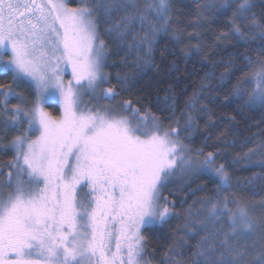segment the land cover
Segmentation results:
<instances>
[{
    "label": "snow or ice",
    "instance_id": "6c2138e0",
    "mask_svg": "<svg viewBox=\"0 0 264 264\" xmlns=\"http://www.w3.org/2000/svg\"><path fill=\"white\" fill-rule=\"evenodd\" d=\"M250 7L242 0L233 16L243 18ZM168 11V0H76L75 7L70 0H0V73H12L11 85L0 84V123L19 132L10 141L14 157L0 166V173L9 169L0 182V264H146L142 228L162 227L175 215L162 189L177 169L219 178L217 198L193 201L181 229L199 236L192 264H264V215L257 219L239 201L219 198L232 186L225 164L217 166L219 152L187 155L191 149L180 136L191 138L192 112L181 113L183 127L163 128L131 101L122 105L125 113L131 109L128 115L82 106L88 90L108 82L100 25L117 54L124 51L122 61L134 52L136 66L147 67L157 34L170 23ZM118 79L126 87L127 77ZM229 79L225 70L218 83ZM21 84L31 90L27 102L13 90ZM246 94L247 103L264 105V61L232 85L231 96ZM116 95L113 86L100 98ZM10 98L21 103L9 107ZM197 100L194 92L185 107L194 109ZM52 102L59 116L45 109Z\"/></svg>",
    "mask_w": 264,
    "mask_h": 264
},
{
    "label": "trees",
    "instance_id": "16d2710c",
    "mask_svg": "<svg viewBox=\"0 0 264 264\" xmlns=\"http://www.w3.org/2000/svg\"><path fill=\"white\" fill-rule=\"evenodd\" d=\"M242 0H168L170 19L166 31L159 32L153 45V62L150 66L137 67L135 53L122 61L124 51L117 54L116 42L104 35L106 25H100V35L109 50L103 72L107 83L103 89L115 86L117 95L102 99L117 105V113L123 112L124 101H131L143 114L146 110L157 116L163 126L183 127L185 116L192 112L196 126L190 139L181 133L180 140L191 149L189 155L197 158V150L203 154L219 152L217 166L225 164L230 176L231 187L220 191L219 198L228 196L248 207L259 219L264 215V164H253L249 153L264 146V105L247 103V94L242 98L230 95L232 85L245 74L251 73L264 61V0H249L250 9L243 18L233 16L236 6ZM143 5L144 0H138ZM223 4L230 5L225 10ZM76 6V0H70ZM240 28L237 34L234 29ZM142 34V33H141ZM131 38V37H129ZM8 57L6 56L5 59ZM251 61V63H249ZM228 71L230 79L221 86L218 81L221 72ZM211 71L212 76L205 78ZM126 87H121V79ZM12 83V73H0V84L6 87ZM203 85V86H202ZM251 91V85H242ZM102 89V90H103ZM22 93L24 101L31 99V90L23 84L13 87ZM194 92L198 100L194 109L185 107ZM165 96L170 99L165 100ZM171 97H175L173 101ZM228 97V99H225ZM0 99L3 96L0 95ZM21 103L10 98L9 107ZM172 104L173 107H168ZM201 105H207L201 111ZM54 116L59 115L56 104H45ZM18 135L13 130L0 135V166L14 157L10 147L12 138ZM202 159V156L199 157ZM7 167L0 176L4 177ZM219 178L211 173L194 171L188 179L168 183L162 190L171 202L175 215L165 225L146 226L142 235L146 238L143 260L146 264H192L194 247L199 236L187 237L182 226L189 205L201 197L217 198ZM200 207L199 204L196 206ZM229 207H235L230 204ZM259 229L257 230V233ZM200 235H203L201 233ZM183 238V239H182ZM251 239H255V236ZM251 239L248 241L251 242ZM243 243V242H242ZM175 251H170L171 248ZM260 245L257 243L256 251Z\"/></svg>",
    "mask_w": 264,
    "mask_h": 264
},
{
    "label": "rangeland",
    "instance_id": "374dc122",
    "mask_svg": "<svg viewBox=\"0 0 264 264\" xmlns=\"http://www.w3.org/2000/svg\"><path fill=\"white\" fill-rule=\"evenodd\" d=\"M102 71H103V69H102ZM64 79H65V82H67L69 79H71L70 71L65 75ZM251 87H253V85H251ZM102 89H103V84H101L100 87L95 92H92L91 90H88L87 94L83 96V104H82V106H90V107H93V108H98L101 111H103L105 108H111L114 112H116L117 111V105L114 102L108 103L106 101H103L100 98V93H101ZM52 103L57 105V107L59 109V115H60V106H59V104L55 103V102H52ZM44 107H45V105H44ZM47 111H49V110H47ZM25 124H26V122H25ZM12 130L19 134V132L17 130H15V129L5 130L3 125H2V123H0V135H2V134L3 135H8ZM22 131H23V129H20V132H22ZM38 134H39L38 132L37 133H33L32 134V138H35V136L38 135ZM0 148L1 149L3 148L1 146V144H0ZM187 155H189V153ZM248 159L253 164H257V163L258 164H264V146H260L257 149H254L251 152V154H249V158ZM8 171H9V169L7 168L5 170V172H4V174H3L4 177H2V175L0 176V182H2L6 178V174H7ZM189 174H182L180 172V170L177 169L176 173L171 177V179H170V181L168 183L174 182V181H176V182L180 181L181 182L184 179L186 180V179H188V175ZM81 195H83V193H81ZM142 260H143V257H142Z\"/></svg>",
    "mask_w": 264,
    "mask_h": 264
}]
</instances>
